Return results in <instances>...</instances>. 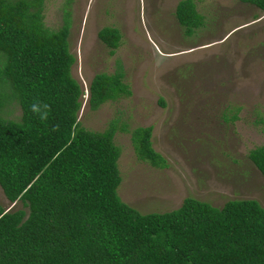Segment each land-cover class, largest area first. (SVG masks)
<instances>
[{
	"label": "trees",
	"instance_id": "1",
	"mask_svg": "<svg viewBox=\"0 0 264 264\" xmlns=\"http://www.w3.org/2000/svg\"><path fill=\"white\" fill-rule=\"evenodd\" d=\"M41 1L0 0V106L9 97L19 108L16 119L0 115V190L12 202L0 205V264H264V208L255 199L215 206L184 196L161 212H138L119 199L114 124L101 131L78 124L81 89L69 73L67 24L47 29ZM238 1L264 11V0ZM173 17L185 36L205 23L192 0H177ZM96 37L111 52L119 32L101 26ZM121 76L118 64L94 73L88 108L128 95ZM33 101L51 106L47 122L29 110ZM150 128L134 126L129 142L138 160L163 167ZM246 156L264 179V143Z\"/></svg>",
	"mask_w": 264,
	"mask_h": 264
},
{
	"label": "rangeland",
	"instance_id": "2",
	"mask_svg": "<svg viewBox=\"0 0 264 264\" xmlns=\"http://www.w3.org/2000/svg\"><path fill=\"white\" fill-rule=\"evenodd\" d=\"M176 1H41L47 29L67 24L69 73L81 89L78 124L91 131L114 124L115 191L138 212L169 210L184 196L215 206L252 198L264 208V179L246 156L264 143V11L238 0H192L205 23L185 36L173 17ZM101 26L119 32L111 52L96 37ZM116 64L129 94L88 108L89 79ZM18 114L15 100L4 98L0 115ZM137 125H150L163 167L133 154L128 132ZM11 203L0 190V205Z\"/></svg>",
	"mask_w": 264,
	"mask_h": 264
},
{
	"label": "clouds",
	"instance_id": "3",
	"mask_svg": "<svg viewBox=\"0 0 264 264\" xmlns=\"http://www.w3.org/2000/svg\"><path fill=\"white\" fill-rule=\"evenodd\" d=\"M29 110L38 117L41 122H47L51 114V106L40 101H33L29 105ZM58 125L53 126V130H58Z\"/></svg>",
	"mask_w": 264,
	"mask_h": 264
}]
</instances>
